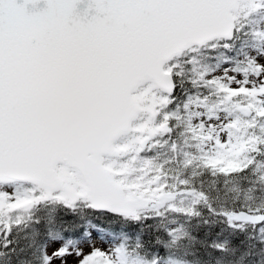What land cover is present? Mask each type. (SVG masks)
<instances>
[{
  "label": "snow or ice",
  "instance_id": "snow-or-ice-1",
  "mask_svg": "<svg viewBox=\"0 0 264 264\" xmlns=\"http://www.w3.org/2000/svg\"><path fill=\"white\" fill-rule=\"evenodd\" d=\"M0 264H264V0H0Z\"/></svg>",
  "mask_w": 264,
  "mask_h": 264
}]
</instances>
